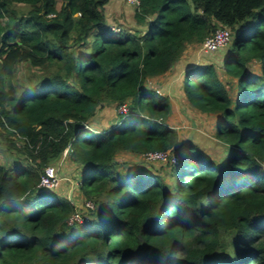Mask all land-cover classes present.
<instances>
[{"label":"trees","instance_id":"16d2710c","mask_svg":"<svg viewBox=\"0 0 264 264\" xmlns=\"http://www.w3.org/2000/svg\"><path fill=\"white\" fill-rule=\"evenodd\" d=\"M112 1L0 0V138L26 156L0 163V264H264V0H140L134 31L113 30ZM219 28L231 51L180 85L192 108L217 116L221 163L202 144L177 147L171 96L147 86ZM22 66L44 77L21 84ZM101 114L106 128L90 129ZM68 149L95 209L38 187ZM169 151L167 180L116 161ZM75 214L83 222L71 225Z\"/></svg>","mask_w":264,"mask_h":264},{"label":"rangeland","instance_id":"374dc122","mask_svg":"<svg viewBox=\"0 0 264 264\" xmlns=\"http://www.w3.org/2000/svg\"><path fill=\"white\" fill-rule=\"evenodd\" d=\"M107 15L111 25L114 26L116 29H132L134 31L138 27H140L135 23V9L122 0H113L112 4L109 5L107 8ZM187 49L188 50L186 51L185 56H187V59H193V62L195 61V65H199L200 63H209L210 61H214L217 65H219V63L223 61V55L221 53L216 55L209 54L207 56L200 53V47L198 46L191 45ZM231 49L232 48L230 44L224 51H226L227 54V52H230ZM252 69L253 73H257L259 68L258 66H254ZM218 70L219 74L221 75L222 81L225 84H229V88L232 89L230 91L236 93L235 81L229 76L225 75V72L220 69V67L218 68ZM50 71H52V69H50ZM18 72L19 82L21 84L24 82L26 86H28V82H26L27 77L31 74H34L37 77H44L43 71L36 69L33 70L28 66H22L18 68ZM45 75H47V71ZM170 75L162 77L157 81H152V79L147 83V86L150 89H154V91H160L161 95H164L167 91L171 96L172 112L169 118L167 119V123L173 128H176L179 132L181 140L177 147L181 148V150H184L185 144H202L203 153L207 158L220 163L222 161H226L229 152L226 151V147H224L220 140L216 139L215 137L216 127L218 125L217 116L205 115L199 112L198 110L192 108L185 100H183L181 92L182 88L178 89L172 86L173 76ZM116 110L117 114H119L120 108ZM103 116V114L99 115L94 121L93 126H90V129L95 131L104 130L106 127L103 122ZM112 118L114 120L108 122V124L110 125L109 127H111L114 123L118 121L115 116H113ZM4 140L0 138V163L7 167H17L18 165L26 164V156L22 155L21 153L15 150H9L7 147L8 143L6 142V144ZM65 157L66 158H63L59 162H54L52 164V166L59 171L58 174L59 179L61 181L60 185L56 190V194L62 197H70V199L76 202V204L78 203L81 206L80 209H82L84 205L89 201L86 200L84 195L80 193L77 188L79 184L78 179L80 177V169L68 160L67 155H65ZM116 161L119 162L121 166H125L129 172H135L138 168H145L151 173H156L155 168H158L160 172L162 170V175L166 177L168 175L167 172L171 170L169 169L163 172V170L166 169L165 167H167L164 166L165 164L148 163L142 158L134 157L131 154L124 152L118 154ZM167 179L168 176L166 177V180ZM168 183H171V180L168 181ZM83 215H86L89 218H94V216H96L95 214H92V212L89 211H84Z\"/></svg>","mask_w":264,"mask_h":264},{"label":"built area","instance_id":"2783aa9c","mask_svg":"<svg viewBox=\"0 0 264 264\" xmlns=\"http://www.w3.org/2000/svg\"><path fill=\"white\" fill-rule=\"evenodd\" d=\"M125 1L129 6L133 7L135 10L139 9L141 6L140 0H122ZM114 31H121V29H116L113 26ZM232 32L227 28H219L211 37H208L203 44L200 46V53L203 55H209L212 53H216L219 50L227 48L232 41ZM128 107L126 105H122L120 107V114H127ZM71 149L66 150L65 155H67ZM146 161L150 163H163V164H177L178 156L175 154H171V152H150L146 154ZM59 171L56 168L48 167L41 177V182L39 184V188L45 190H55L60 185L59 179ZM86 207L89 209H95V206L92 202H87ZM75 222L82 223V217L79 214L73 215L70 224H74Z\"/></svg>","mask_w":264,"mask_h":264},{"label":"crops","instance_id":"0c3cea01","mask_svg":"<svg viewBox=\"0 0 264 264\" xmlns=\"http://www.w3.org/2000/svg\"><path fill=\"white\" fill-rule=\"evenodd\" d=\"M112 4V3H111ZM195 65V61L193 62V59H187V56L184 55L183 60L178 64V66L175 68L174 72L169 73L168 75L173 76L172 86L176 87L178 89L182 88L180 85L181 77L185 74V72L191 67ZM170 75V76H171ZM167 76V75H166ZM165 77V76H164ZM162 78V77H161ZM160 79V78H158ZM158 79H153L158 80ZM175 80V81H174ZM160 94V91L156 90ZM53 167V166H50ZM55 168V167H53Z\"/></svg>","mask_w":264,"mask_h":264}]
</instances>
